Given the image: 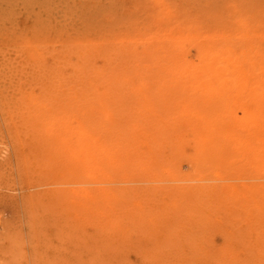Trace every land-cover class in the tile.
Returning <instances> with one entry per match:
<instances>
[{
  "label": "rangeland",
  "instance_id": "rangeland-1",
  "mask_svg": "<svg viewBox=\"0 0 264 264\" xmlns=\"http://www.w3.org/2000/svg\"><path fill=\"white\" fill-rule=\"evenodd\" d=\"M0 264H264V0H0Z\"/></svg>",
  "mask_w": 264,
  "mask_h": 264
}]
</instances>
